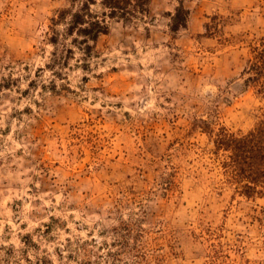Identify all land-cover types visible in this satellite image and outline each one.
<instances>
[{
    "label": "rangeland",
    "instance_id": "obj_1",
    "mask_svg": "<svg viewBox=\"0 0 264 264\" xmlns=\"http://www.w3.org/2000/svg\"><path fill=\"white\" fill-rule=\"evenodd\" d=\"M184 4L179 31L178 0H151L85 54L49 40L69 0H0V264H110L113 227L143 215L151 264H264V197L236 192L211 140L259 119L264 0Z\"/></svg>",
    "mask_w": 264,
    "mask_h": 264
},
{
    "label": "trees",
    "instance_id": "obj_2",
    "mask_svg": "<svg viewBox=\"0 0 264 264\" xmlns=\"http://www.w3.org/2000/svg\"><path fill=\"white\" fill-rule=\"evenodd\" d=\"M70 7L63 8L52 18L49 26L50 42L54 46L71 50L67 46L69 39L85 54L91 53L92 43L101 34L109 31V19L136 21L146 17L150 12L151 0H69ZM102 12L94 11L98 5ZM190 10L184 0H178L175 11L171 14V30L179 31L187 26ZM62 33L55 31V25L65 23ZM62 41V42H61ZM54 55L58 58V52ZM245 82L253 86L264 101V37L251 46V57L244 70ZM207 123L206 120H201ZM216 149L227 152L223 167L227 182L234 186L236 192L248 198L264 197V103L260 107V116L255 126L247 131H231L225 126L213 130L211 135ZM145 212V211H144ZM146 213V212H145ZM144 215L140 219L121 218L119 226L113 227L117 234L114 244L117 249L110 251V264H151L154 255L148 252V242L144 240L148 231L144 228ZM48 228L51 225H47ZM131 255L132 261L124 258Z\"/></svg>",
    "mask_w": 264,
    "mask_h": 264
},
{
    "label": "clouds",
    "instance_id": "obj_3",
    "mask_svg": "<svg viewBox=\"0 0 264 264\" xmlns=\"http://www.w3.org/2000/svg\"><path fill=\"white\" fill-rule=\"evenodd\" d=\"M51 7L50 4H45L42 9H41V18H40V24H41V29L45 32L48 31V28H47V21H48V18H49V13L48 11L46 10L47 8ZM67 17H66V22L65 23H60V24H56L55 25V31L57 33H62L64 31V29L67 27ZM48 35H52L51 32L48 33ZM51 51V48L45 43L44 45V52H43V55H44V59L43 60H40L39 63L40 65L42 66L43 63L45 62V60H47L48 58V54L49 52ZM45 75H49V73H45ZM22 88L23 87H27V83H22L20 85ZM36 99H39L38 97H36ZM6 115V113H5Z\"/></svg>",
    "mask_w": 264,
    "mask_h": 264
}]
</instances>
